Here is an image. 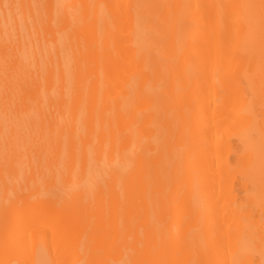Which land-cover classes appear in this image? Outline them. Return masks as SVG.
<instances>
[{"label":"bare ground","instance_id":"1","mask_svg":"<svg viewBox=\"0 0 264 264\" xmlns=\"http://www.w3.org/2000/svg\"><path fill=\"white\" fill-rule=\"evenodd\" d=\"M0 264H264V0H0Z\"/></svg>","mask_w":264,"mask_h":264}]
</instances>
